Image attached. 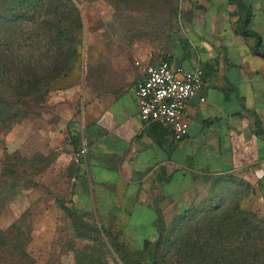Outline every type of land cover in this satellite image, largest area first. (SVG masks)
Returning a JSON list of instances; mask_svg holds the SVG:
<instances>
[{"label": "rangeland", "instance_id": "obj_1", "mask_svg": "<svg viewBox=\"0 0 264 264\" xmlns=\"http://www.w3.org/2000/svg\"><path fill=\"white\" fill-rule=\"evenodd\" d=\"M183 2L70 0L60 8L57 0H0V231L6 238L0 264H146L142 242L156 239L155 211L136 204L129 220L116 218L110 204L78 197L89 189L81 152L84 87L111 89L121 81L120 62L131 61L132 51L168 48ZM55 29L75 54L64 76L47 81L43 75L53 70L58 54ZM18 60L29 62V75L9 69ZM8 71L18 77L11 81ZM76 132L80 137L74 140ZM212 194L164 204L158 219L166 231L154 251L157 264H173L168 250L177 230L195 218L231 211L240 213V234L197 252L199 264L209 256L211 264H264L260 202L244 197L227 178L216 181ZM58 201L72 207L71 213ZM247 231L256 238L236 246Z\"/></svg>", "mask_w": 264, "mask_h": 264}, {"label": "crops", "instance_id": "obj_2", "mask_svg": "<svg viewBox=\"0 0 264 264\" xmlns=\"http://www.w3.org/2000/svg\"><path fill=\"white\" fill-rule=\"evenodd\" d=\"M243 3L259 39L238 32L245 12L236 0H184L168 48L132 51L111 89L84 87L81 143L89 189L78 197L110 204L116 218L129 220L136 204L155 211V238L164 204L214 197L212 186L223 178L255 197L264 214V0ZM164 57L203 71L179 141L169 126L142 123L134 95L144 67Z\"/></svg>", "mask_w": 264, "mask_h": 264}, {"label": "trees", "instance_id": "obj_3", "mask_svg": "<svg viewBox=\"0 0 264 264\" xmlns=\"http://www.w3.org/2000/svg\"><path fill=\"white\" fill-rule=\"evenodd\" d=\"M60 3V8L66 3H69L70 0H57ZM239 4L240 9H244L245 15L243 18L238 20V32L243 35L253 36L256 38H260L259 35L248 27V23L250 19V9L244 5L243 0H236ZM72 6V5H71ZM57 8H54V11ZM55 34L57 35L56 44L58 49V54L52 57L53 59V70L47 74L43 75L44 80L47 81H54L61 76H64L67 69L70 66V63L73 60L75 50L72 47H68L66 44L62 43L63 40L61 39L62 33L60 29H55ZM258 44L255 45L253 48L254 51L257 52ZM46 59V57H43ZM21 62L18 60L16 63L12 65L10 70L19 71L21 74L24 73L25 75H29L27 68H29V62L26 61L28 64ZM20 70H25V72H21ZM8 71V76L10 80H15L18 75ZM41 89L48 87L47 82ZM22 114L23 111H20ZM18 112H14L12 116L14 118L8 122V125L14 124L17 119ZM158 124V123H156ZM161 125V124H158ZM74 140L80 137L79 133H74L73 135ZM13 187V184H10V188ZM59 206L68 214L71 213L72 207H68L63 201H58ZM190 209L184 211V215L188 213ZM230 214V215H229ZM240 213L237 212H229L227 216L216 215L208 218L202 219H194L193 221L189 222L187 226L182 227L180 230H177L174 236V241L168 252L170 253V257L173 259V264H199V256L198 253L202 251H206L207 249H212L215 246H220L223 240L228 242H233V237L238 236L240 231H236L238 229L239 220L241 219ZM182 218V217H181ZM176 224L170 227V229H174ZM169 229V230H170ZM166 229H164L162 222L160 220L157 221V236L154 241H150L148 239H144L142 242L143 251L141 252V257L143 260L146 261V264H157L158 256L154 254L155 249L159 248L161 245V241H163V233H165ZM255 231V229H254ZM254 235V232H252ZM252 233L247 231V237L243 240V243H239L236 246L244 245L246 241L254 240L256 237L252 236ZM264 237V234H262ZM264 239V238H263ZM6 244V238L3 236L2 231H0V247ZM119 247L125 249V245L123 243H118ZM236 247H229V249H235ZM244 251V250H242ZM198 252V253H197ZM261 254L262 258L264 259V245L261 246ZM249 257V256H248ZM211 256L208 257L206 260V264H211ZM229 264V263H228Z\"/></svg>", "mask_w": 264, "mask_h": 264}, {"label": "built area", "instance_id": "obj_4", "mask_svg": "<svg viewBox=\"0 0 264 264\" xmlns=\"http://www.w3.org/2000/svg\"><path fill=\"white\" fill-rule=\"evenodd\" d=\"M202 75L200 66L186 69L171 64L167 57L147 64L143 76L136 80L134 87L142 123L169 126L174 140L183 139L189 128L185 108L201 87ZM200 100L204 101L205 98L201 97ZM84 151L83 147L81 152Z\"/></svg>", "mask_w": 264, "mask_h": 264}]
</instances>
